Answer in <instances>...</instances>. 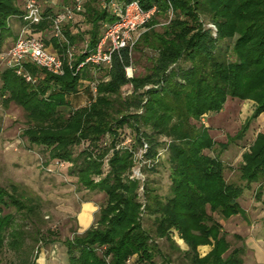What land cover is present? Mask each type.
<instances>
[{
    "label": "trees",
    "instance_id": "1",
    "mask_svg": "<svg viewBox=\"0 0 264 264\" xmlns=\"http://www.w3.org/2000/svg\"><path fill=\"white\" fill-rule=\"evenodd\" d=\"M71 1L57 0L59 9ZM117 1L123 6L132 0ZM136 1L157 10L139 28L131 49L113 53L109 65L87 64L75 71L83 59L79 52L74 68L66 67L63 75L28 65L35 83L5 67L1 102L22 108L26 127L21 136L30 146L53 162L70 164L69 173L82 188L105 195L92 225L63 241L68 264H157L155 257L162 258L159 264H244L245 244L233 245L221 220L246 218L239 198L251 184H258V199L264 192V133L258 132L243 152L239 182L228 181L218 154L204 152L226 146L212 139L201 119L220 112L228 98L252 101L251 119L264 112V0ZM102 5L101 0L84 1L76 16L89 26L86 30L76 16L63 24L71 44L84 41L92 48L97 43L103 24L115 20ZM22 8V0H0V52L11 44L9 38L15 39L12 23L21 22ZM169 10L172 16L161 31L154 29L156 17H169ZM55 12L43 9L44 18L33 30L47 29ZM49 42L62 52L56 39ZM139 45L148 50L150 63L143 73L128 77L126 67L135 68L132 52ZM81 89H89V102L74 107L69 97ZM125 127L133 133L130 146L120 145ZM248 127L249 120L233 138H243ZM105 136L109 143L101 145ZM81 144L86 146L75 152ZM137 155L143 170L166 167V194L158 193L147 175L142 180L132 175ZM8 188L0 186V253L5 247L17 251L28 237L14 212L35 219L40 209L32 192L24 196L20 185ZM145 217L151 219L148 227ZM175 232L185 250L173 238ZM48 234L45 242L54 241ZM232 237L243 241L238 234ZM155 238L166 240L169 251L163 253ZM202 245L211 247L204 255L198 251Z\"/></svg>",
    "mask_w": 264,
    "mask_h": 264
},
{
    "label": "rangeland",
    "instance_id": "2",
    "mask_svg": "<svg viewBox=\"0 0 264 264\" xmlns=\"http://www.w3.org/2000/svg\"><path fill=\"white\" fill-rule=\"evenodd\" d=\"M41 7L42 9L51 7L57 11L60 6L57 0H47L42 1ZM76 19L80 29L86 30L89 27L82 21L81 16L77 15ZM168 20V16L158 15L153 28L161 31L163 24ZM20 27L21 22L18 20L13 22V33L17 34ZM140 35L141 33L137 36ZM45 38L49 39V36L46 34ZM8 41L12 43L10 38ZM84 44V41L76 43L75 54L81 51ZM140 47V45L135 46L132 52L135 67L131 71L132 75L143 73L144 66L149 65L151 60L148 50ZM4 68L3 63H0V72ZM128 90L126 87L123 88L124 92ZM89 98V89H81L78 94L69 97V100L72 106L78 107L87 104ZM253 107L254 104L250 100L228 98L220 112L201 119V122L209 128L212 139L217 144L226 146L220 149L216 145L215 150H204V152L210 155L218 154L227 167L224 173L228 181L239 182L237 168L242 161L243 152L248 149L258 132L264 133V112L257 118L251 119ZM248 120L249 127L243 138H233ZM25 127L22 108L14 103L4 107L0 99V186L8 190L10 184L20 185L19 189L28 192L22 190L24 196L30 195V191L33 196L39 197L40 203L39 214L35 219H26L22 213L10 209L14 212L17 223L22 225L25 235L29 237L32 234V238L27 237L17 251L5 247L0 253V264H68L63 241L72 238L74 234L82 233L85 226L92 225L100 206L104 203L105 195L103 192L82 188L76 176L69 173L70 164L63 162L62 165H55L45 157L41 148L30 146L21 136ZM132 134L131 129L125 127L122 130L120 145L130 146ZM108 143L109 136H105L101 145ZM85 146L81 144L75 147L74 151L78 152ZM160 153L162 156L165 154L164 150ZM136 159L132 175L141 180L147 175L150 180L155 181L153 186L157 188L158 193L166 194L169 185L166 167L159 165L157 172L146 171L143 170L145 164L138 160V155ZM103 171H107L106 165ZM257 187V183L251 184L239 198L241 207L246 211V218L236 215L221 220L223 229L228 233V239L233 245L245 244L244 264H264V192L258 199ZM216 218L220 220L218 216ZM143 223L148 227L151 219L145 217ZM47 233L50 239L55 240L45 242ZM234 233L241 236L243 241H236L232 237ZM173 238L182 250L187 248L177 232L174 233ZM154 241L163 253L169 251L166 240L155 238ZM210 248L209 245H202L198 247V251L200 255H204ZM176 256L177 253L172 254V260H175ZM154 261L157 264L162 263V258L155 257Z\"/></svg>",
    "mask_w": 264,
    "mask_h": 264
},
{
    "label": "built area",
    "instance_id": "3",
    "mask_svg": "<svg viewBox=\"0 0 264 264\" xmlns=\"http://www.w3.org/2000/svg\"><path fill=\"white\" fill-rule=\"evenodd\" d=\"M85 0H72L62 6L49 19V27L45 30L34 31L32 26L43 20V9L40 0H22L23 13L21 15V27L12 43L0 52V63L6 68L12 69L28 83H35L37 76L28 69L33 65L37 69L45 70L52 74L63 75L65 68H74L75 46L70 43L62 31V26L72 21L76 14L83 10ZM103 7L115 16L112 22L104 23L101 36L97 43L88 48L85 43L80 51L83 59L75 67L79 70L87 64L93 66L109 65L112 54L124 47L131 49L136 41L139 28L150 21L156 7L144 9L138 1L132 0L121 5L117 0H101ZM169 18L172 16L168 11ZM46 34L49 39H46ZM56 39L62 48L60 53L52 43L47 41ZM132 68L126 67V74L131 77ZM95 92V83L91 84ZM55 165H62L61 161H54Z\"/></svg>",
    "mask_w": 264,
    "mask_h": 264
},
{
    "label": "crops",
    "instance_id": "4",
    "mask_svg": "<svg viewBox=\"0 0 264 264\" xmlns=\"http://www.w3.org/2000/svg\"><path fill=\"white\" fill-rule=\"evenodd\" d=\"M59 10V9H58ZM93 207V206H92ZM94 208V207H93ZM97 211V210H96ZM89 226V225H88ZM88 226H85V228L84 229H86ZM83 229V230H84ZM261 251V250H260ZM262 256V258H263V255H261ZM264 263V262H263ZM260 264V263H259ZM262 264V263H261Z\"/></svg>",
    "mask_w": 264,
    "mask_h": 264
}]
</instances>
